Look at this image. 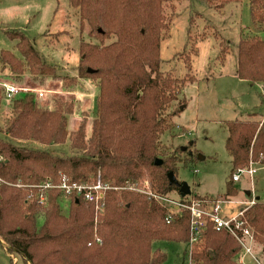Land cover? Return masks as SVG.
<instances>
[{
	"label": "trees",
	"instance_id": "trees-1",
	"mask_svg": "<svg viewBox=\"0 0 264 264\" xmlns=\"http://www.w3.org/2000/svg\"><path fill=\"white\" fill-rule=\"evenodd\" d=\"M69 1L98 43H80L78 75L68 78L59 75L58 67L45 60L25 33L7 32L18 53L0 52V65L8 72L6 81H0V115L7 102L2 83L22 85L28 75L40 86L60 80L64 91L92 81L99 87L97 116L88 135L86 114L76 130L68 129L76 110L72 101L56 98L52 109L41 107L33 93L9 101L7 122L0 127V241L26 264H162L167 255L154 250V242L189 243L190 212L173 216L167 206L116 188L148 180L158 193L179 194L181 203L190 204L196 197H183L168 177L171 172L177 177L179 165L187 168L198 160L194 143L173 154L161 147V136L186 108L183 91L189 81L162 72L160 59L169 30L165 6L183 0ZM191 1L223 9L242 0ZM249 6L255 26L263 28L264 0H249ZM237 76L264 85V39L239 41ZM174 102L178 106L170 111ZM259 117L255 112L247 120L226 122V150L232 160L226 195H235L232 177L239 169L261 157L264 164V117ZM66 144L68 155L42 148ZM178 151L185 157H177ZM63 177L69 183L100 179L110 187L97 223L94 204L71 197L65 215L61 190L37 188ZM41 194L44 204H39ZM245 209L243 218L264 248V202L256 200ZM240 249L229 233L208 224L193 258L196 264H240Z\"/></svg>",
	"mask_w": 264,
	"mask_h": 264
},
{
	"label": "rangeland",
	"instance_id": "rangeland-1",
	"mask_svg": "<svg viewBox=\"0 0 264 264\" xmlns=\"http://www.w3.org/2000/svg\"><path fill=\"white\" fill-rule=\"evenodd\" d=\"M165 16L169 30L161 42V70L189 82L183 91L186 108L173 118V128L161 136L162 151L173 154L194 143L192 150L198 152V160H194L187 168L179 165L177 175L178 181L187 184L191 190V195L186 197L196 196L191 200L201 205L220 201L223 214L233 217L251 207L257 198L264 202L262 157L256 162L251 160L243 167L252 166L256 169L253 177L242 176L240 181L233 183L235 195H226L232 174V160L226 150L229 135L226 122L247 120L255 112L264 117L261 86L248 81L241 83L236 76L239 41L253 37L264 39V27L255 26L249 0L227 4L223 9L183 0L167 4ZM7 32L25 33L33 40L45 60L58 67L59 75L68 78L78 75L80 43H98L89 36V25L80 19L78 9L71 7L69 0H0V52L9 50L17 54L16 42L8 38ZM115 40L113 37L108 43ZM7 75L8 72L0 65V81H6ZM18 86L30 89L41 107L52 109L56 98L74 102L76 110L69 119L68 129L76 130L86 114L87 133L90 135L97 116L99 87L95 83L84 80L81 85L64 91L60 80H50L40 86L34 84L27 75L24 83ZM40 91L44 92V97L38 96L37 92ZM8 104L9 101L3 105L0 127L7 122ZM177 106L178 102H174L170 111ZM42 148L55 154H69L68 144ZM179 151L177 157H185ZM120 190L144 195L160 206H167L173 216L179 214L175 213L173 203L180 201L179 194L158 193L151 188L148 180L116 188V191ZM247 191L252 194L249 196ZM63 198L62 212L67 215L70 198L64 193ZM94 208L97 223L105 211L104 205ZM189 247V243L181 242L156 241L153 244L154 250L160 249L167 255V260L162 264H187ZM253 250L264 264L263 245L255 242ZM242 254L240 249L237 260ZM246 261L248 264H256L249 256ZM0 264L26 263L1 240Z\"/></svg>",
	"mask_w": 264,
	"mask_h": 264
},
{
	"label": "built area",
	"instance_id": "built-area-1",
	"mask_svg": "<svg viewBox=\"0 0 264 264\" xmlns=\"http://www.w3.org/2000/svg\"><path fill=\"white\" fill-rule=\"evenodd\" d=\"M4 87V96L6 101H11L18 96L26 93H31L30 89L17 86L11 83H2ZM38 96L44 97V92H37ZM257 172L252 166L248 168L239 169L232 177L234 182L241 180L242 176L253 175ZM3 181L0 179V184ZM37 188L43 191L61 190L67 197H82L86 201L94 204L97 208L102 207L105 192L110 189L108 185H104L100 179L95 183H69L66 177H63L61 182L54 183L52 180H47L43 184L37 186ZM46 197L41 194L39 197V204H44ZM172 203V201H169ZM175 204V213H180L183 210L190 212V240L188 250V262L187 264H196L193 258V249L195 244L199 241L202 231L206 229L208 224H212L213 228L218 232L229 233L240 245L243 251L242 257L239 258L240 264H248L246 257H250L256 264H263L259 261L258 257L254 253L253 244L255 243V237L252 229L244 220V213L246 209L240 211L233 217H228L223 214L222 202L215 201L211 205L200 204L198 202L181 203L173 202ZM180 208V209H179ZM99 241V240H98Z\"/></svg>",
	"mask_w": 264,
	"mask_h": 264
},
{
	"label": "water",
	"instance_id": "water-1",
	"mask_svg": "<svg viewBox=\"0 0 264 264\" xmlns=\"http://www.w3.org/2000/svg\"><path fill=\"white\" fill-rule=\"evenodd\" d=\"M183 149H185V148H183ZM199 158L204 159V157H201V156H199ZM158 162H159V161H158ZM168 177H169V180H170V182H171L172 184H175V185L180 186V192H181V195H182L183 197H186L187 195H188V196L191 195V190H190V188L188 187V185L185 184V183H180V182L178 181L176 175H175L173 172L169 173ZM247 194L250 196L252 193H251L250 191H247ZM259 199H260V198H257V200H259Z\"/></svg>",
	"mask_w": 264,
	"mask_h": 264
},
{
	"label": "crops",
	"instance_id": "crops-1",
	"mask_svg": "<svg viewBox=\"0 0 264 264\" xmlns=\"http://www.w3.org/2000/svg\"><path fill=\"white\" fill-rule=\"evenodd\" d=\"M236 76H237V67H236ZM237 78H238V76H237ZM238 80H239V82H247L246 80H241V79H239L238 78ZM248 83V82H247ZM258 85V84H257ZM260 86H261V89H262V91H263V93H262V95L264 94V85L263 84H259ZM264 98V97H263Z\"/></svg>",
	"mask_w": 264,
	"mask_h": 264
}]
</instances>
